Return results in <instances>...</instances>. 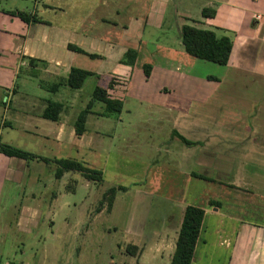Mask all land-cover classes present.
I'll return each instance as SVG.
<instances>
[{
    "label": "rangeland",
    "instance_id": "obj_1",
    "mask_svg": "<svg viewBox=\"0 0 264 264\" xmlns=\"http://www.w3.org/2000/svg\"><path fill=\"white\" fill-rule=\"evenodd\" d=\"M206 3V0H0V13L9 12L5 19L0 14V29H4L3 32H0V38L8 37L9 43L11 39L16 38L13 34H16L19 29L22 30L23 25L19 17L12 15L13 10L37 13L43 21L47 20L53 25L63 24L77 29L82 28V30L88 28L93 22L99 27L95 26V31L97 29L105 34V31L111 29L117 35L123 33V26L128 23L127 20H130L131 16L138 15L139 18L145 20L155 16L158 23L161 15L164 17L161 29H155L154 26L145 28L146 33L140 43L141 46H139V56L136 65L134 64L133 76L130 68L124 75H119L113 70L112 64L78 54L74 61L75 64L92 72H98L100 78L89 77L79 90H70L62 86L58 93H53L48 90L47 86L54 81H62L63 77L60 78L59 75L47 77V75H51V72H46L45 68L42 71L40 64L38 68L35 67L38 70H33L36 75L34 73L26 74L28 65L21 67V73L15 79L12 78L13 83L8 86L9 90L0 91V127L3 126L0 130V140L2 143H8L48 158L53 163L55 159L61 158L78 159L86 163L91 160L96 162L98 169L103 172L104 183L102 184L91 181L92 183L87 186L84 176L74 171H70L75 174L73 177L69 175L64 180L57 179L54 182L55 187L52 190H61L63 200H75L78 206L86 200L90 202L95 193L102 190L103 185L104 187H125V189L121 188L117 191L120 192L115 203L117 209L141 205V201L147 200V198L139 197L140 194H136L139 191L153 192L149 198L152 210L147 222V232L164 225L166 217H169L174 210L172 206L185 208L189 204H194L207 209L208 214L202 226L205 242L199 246L197 260L193 264H228L231 258H233V264H264V248L260 245L261 242L264 244V163H257L256 160H253V163L242 161L233 167L235 174L233 179L227 177L225 182L217 178V173L215 175V168L212 165L205 167L190 165L184 166L182 169L180 163L184 144L172 133L173 121L176 123L180 119L184 120L182 119L184 117L177 116L179 114L178 107L182 102L181 96L189 97L188 90H190L191 96L206 94L212 87L213 78L210 75H215V65H220L193 57L183 50L187 59L196 62L194 65L190 62V66H186L188 60H181L184 58L181 56V49L178 50V25L182 26L184 22H187L185 20L187 16H190L192 25H199L196 20L203 15L201 8ZM209 4L207 6H210ZM246 4L253 5L264 13V0H246ZM161 5H165L166 8L163 9L164 6L161 7ZM159 9H163V12L159 13ZM103 17H105V21H102ZM14 19L18 22H15ZM151 21L152 19H150ZM111 22L117 23L112 24ZM200 26L203 27V24ZM26 34L30 37L33 33L25 31L21 36ZM38 34H34L35 40H37ZM114 38V36H110L112 41H115ZM171 45L174 46L173 51L167 48ZM31 47H33L32 41ZM27 61L29 63V60ZM175 62L179 63L178 65L183 64V69L190 72L189 79L186 81L178 79L181 75L174 71ZM145 63L155 64L159 68L154 72L152 70L151 74L147 76L143 68ZM171 65L174 69L170 67ZM217 67H220L217 73L219 74L224 66ZM38 72H40V77L37 75ZM1 77L5 81V75L0 74ZM112 77L116 79L117 85L111 95L115 98L123 97L124 108L118 116L109 118L96 115L87 121L89 131L97 130L103 133L110 130L111 132L110 135L103 133V145L99 144V148L98 144H95L93 149L83 146L57 147L51 138L43 142L36 134L34 136L33 133H30L31 136L25 134L22 126L29 112L24 110L30 102H25L24 95L27 94L28 99L65 101L70 111L66 112L63 120L73 122L74 116L79 115L80 111L88 106L95 85L99 83L106 86ZM41 83L46 87L41 86ZM128 84H130V94L127 95ZM15 87L19 92L13 96L11 106L10 104L5 106L3 100L5 95L9 96L8 91L13 93ZM197 91L198 94L195 95ZM33 103L39 105V109H36L41 112L44 103L42 104L39 100ZM101 106H103L102 103L95 102L93 109L99 113L102 110ZM172 107H176L174 112L170 111ZM192 110H197V104L193 103ZM255 113L256 104L252 107V114ZM4 119L9 120L8 125L4 126V123H1ZM48 124L51 127L55 125L52 121L46 120L45 126ZM181 131L183 130L181 129ZM26 136L27 139H25ZM252 153L254 152L251 151ZM262 154L264 155V152ZM31 165L30 175L37 178L41 173L43 177L38 186L31 180L27 182L28 178H31L28 176L26 180L28 188L43 190V182L51 186L49 169L54 168L56 164L51 166L50 162L43 161L36 164L31 163ZM201 171L211 179H200L191 175L192 172L201 174ZM220 176L222 177V175ZM64 186H70L76 193L64 190ZM9 191L14 193L19 191L22 195L24 186L19 189L9 186ZM216 201L220 203L218 206L213 204ZM218 207L220 208L217 209ZM216 209L217 211H215ZM110 219L103 221L106 222L105 226L109 225V221L112 225L113 219ZM163 219L164 221H162ZM57 221H59L58 218ZM233 225H236L235 232L238 230L240 235L247 233L248 236L250 234L251 228L246 232H244L245 229L240 230L245 225L254 227L258 232L257 237L253 233L254 237L251 239L250 245L245 244L246 238L245 240L240 238L238 242H234L239 246L236 261H234L235 255L230 254L231 247L228 248L223 242L226 231L228 233L225 226L232 227ZM98 226L100 227L101 224L98 223ZM90 230L92 232L89 231L86 235L93 240L96 224ZM97 230L100 232V228L97 227ZM39 232L42 231L39 230ZM125 239L122 230L114 231L112 229L110 231L111 242H125ZM89 240H87L89 246L78 247V254L82 252L78 264H82V258L89 259V263L94 262L96 259L95 249L102 250ZM15 243L18 244L15 245ZM246 246L251 249H246ZM60 248L61 255L58 256L57 259H60L58 261L56 255ZM252 248H254L252 258H249L248 255ZM69 249L70 247L64 245L54 246L51 241H47L44 245L29 240L22 246L19 241L9 238L4 245H0V261L2 264H63L67 261ZM115 250H118L117 245H115ZM104 253V260L107 259L108 254H111V252L103 251L97 258L101 260ZM243 255L249 260L247 263L243 259ZM71 256L72 254L69 257V262L75 264L76 260H71Z\"/></svg>",
    "mask_w": 264,
    "mask_h": 264
},
{
    "label": "crops",
    "instance_id": "obj_2",
    "mask_svg": "<svg viewBox=\"0 0 264 264\" xmlns=\"http://www.w3.org/2000/svg\"><path fill=\"white\" fill-rule=\"evenodd\" d=\"M206 2L201 8V14L202 9L205 7L215 9L216 14L212 17L201 15V18L196 20L199 24H196V26L201 27L200 25L203 24L202 28L214 30L218 35L230 36L234 43L233 57L228 65H224L219 74L217 73L220 67L217 66L220 65H215V75H210V77L213 76L215 78L212 80V87L208 89L206 94L191 96L190 90L187 89L189 97L187 95L181 96L182 102L180 107H178L179 114L177 115L180 118L184 117L182 118L184 120L180 119L176 123L173 121L174 124L171 125V128L172 133L175 130L190 140L202 143L192 146L183 143L184 149L181 152L182 156L180 155L182 169H184V166L190 165L202 167L212 165L215 168V175L217 173V178L225 182L227 177L233 179V176H235L233 167L242 161H251L253 163V160H256L257 163H264V155L262 154L264 152V13L257 10L253 5L246 4V0H206ZM207 4L210 6H207ZM162 6H164L163 9L166 8L165 5ZM163 9H159V13H162ZM8 13L3 11L0 14L5 19ZM150 19H152L151 22ZM185 20L187 22L184 23L193 24L190 16H187ZM14 21L18 22L15 19ZM102 21H105V17L102 18ZM22 22V30L19 29L16 34H13L16 38L11 39L10 43L8 37L0 38V74L5 75V81L2 77L0 78V91L9 90L8 86L13 83L12 78L15 79L21 73L20 68L25 65L29 67L27 73L25 72L27 75L34 73L33 70H38L37 68L40 64L42 65L40 67L42 71L45 68L46 72H51V75H47V77L59 75L61 76L60 78L66 79L73 66L80 67L74 61L78 54H82L70 49L68 47L69 44H74L88 53L99 55L100 57L93 59H101L107 64H112L116 74L124 75L130 68L133 76L136 64L131 66L118 62H120L128 48H135L139 52L140 43L146 33L145 28L154 26L153 28L155 29H161L164 17L161 15L158 23V19L155 16L148 17L147 20L139 18L138 15L131 16L130 20H127L128 23L123 26L124 30L121 35L115 34L111 29L105 31V34L97 29L95 31L97 24L93 22L92 25L84 30L63 24L56 26L47 20L43 21V19L41 22L36 23H26L23 20ZM111 23L116 24L117 22ZM160 24L161 26L159 27ZM180 26L178 25L179 38ZM3 31L4 29L1 28L0 32ZM25 31L33 33L32 36L29 37L28 34L21 36ZM36 33H39L36 37L37 40L34 39V34ZM110 36H114L115 41H112ZM179 38H177L178 50L181 49V56L184 58L181 60H188L186 66H190V62L194 65L196 62L191 61L192 59H187V55L183 51L184 47L181 38ZM31 41L33 42V47H31ZM167 48L173 51L174 46L171 45ZM30 58L35 59L36 62L31 64ZM27 60H29V63ZM178 64L176 62L175 65L172 64L175 69L172 65L170 67L177 71L176 73L179 72L181 77L178 79L180 81H186L189 79L188 74L190 72L183 69V64H180L181 66ZM158 68L159 66L153 64V72ZM39 73L37 75L40 77ZM95 73L99 74L98 72ZM90 77L98 79L97 76ZM57 82L59 81L50 83L47 86L48 90L51 91V87ZM129 85L127 86V95L130 94ZM41 86L46 87L42 83ZM62 86L70 90H79L63 84L58 90L52 92L58 93ZM10 92L8 91L9 96L8 94L5 95L3 99L5 106L8 104L11 106L13 96L19 90L15 87L13 93ZM196 94H198V91ZM24 98L25 102H30L24 110L29 112L22 126L25 134L29 136H31L30 133H33V136L36 134L39 140L43 142L51 138L57 147L83 146L93 149V146L98 144L97 147L99 148V144L103 145V133L110 135L111 132L110 130L103 133L97 130L95 132L89 131L87 121L96 115L111 118L122 113L104 116V105L101 106L102 110L99 113L92 107L87 114L86 132L82 135H77L75 123L73 122H75L78 114L74 116L73 122L63 120L69 110V106L65 101L28 99L27 94L24 95ZM116 98H120L124 102L123 97L118 96ZM36 100H39L42 104L44 103L41 112L36 109L39 105L33 103ZM48 101L64 104V111L58 121H53L43 116V111ZM193 103L197 104V110H192ZM255 104L256 113L252 114V107ZM174 109L176 107H172L170 111L174 112ZM46 120L52 121L55 125H52V127L49 124L45 126ZM1 123H4V126L8 125L9 120L4 119ZM2 127H0V130ZM27 138L26 136L25 139ZM251 151L254 153L251 154ZM39 162L43 161L37 158L27 160L14 156L9 157L0 153V245H4L9 238L19 241L22 246L29 240L44 245L47 241H51L54 246L58 245L60 247V245H64L65 247H70L67 253L69 254L67 261L63 264H67V262L71 264L69 262L71 254L70 259L76 260V263L75 261L73 263L78 264L80 254H82V252L78 254V247L89 246L87 240L90 239L89 242L93 245L95 243L102 250L95 249L96 259L94 262L89 263V259L85 260L82 258V264H170L187 206L185 208L172 206L174 210H172V214L169 217H166L164 225L147 232V222L152 210L149 198L153 192L139 191L136 194H140L139 197H144L143 199L147 198L148 201H141V205L117 209L115 203L120 192H116L112 206L109 207L108 201L103 196L111 186L104 187L103 185L102 190L97 191L90 202L86 200L82 205L78 206L75 200H63L61 190H52L55 187V180H64L69 175L70 177L75 175L70 171H66L61 178H57L55 175L56 166L54 168L51 167L49 169V181L52 187L43 182V190L28 188L26 183L30 180L33 183H37L38 186L39 182H41L43 177L41 173L38 174L37 178L29 173L32 166L31 163L36 164ZM54 164L50 161L51 166H54ZM87 164L98 169V165L92 160L87 162ZM227 167L229 168L227 169ZM201 172V174H196L210 178L206 176V173ZM194 173L192 172L191 175H194ZM28 176H31V178H28ZM195 177L198 178L197 176ZM27 178L28 181L26 182ZM84 178L87 186L93 181L85 176ZM9 186H14L15 189L24 186V191L20 195L19 191L18 193L9 191ZM63 188L66 191L73 192V188H70V186H64ZM75 193L74 190L73 194ZM97 203L98 205H95ZM207 214L208 211L205 209V218ZM57 218L59 221H57ZM110 218L113 219L112 225L109 221V225L105 226L106 222L103 221ZM98 223L101 224L100 227ZM95 224L96 231H93L94 239L91 240L86 234L89 231L90 233L92 232L90 229ZM97 227L100 228L101 233L97 230ZM235 227L236 225L232 227L225 226L228 233L226 231L223 241L228 248L231 247L230 254L235 255L234 261H236L237 248H239L238 244L234 242H238L240 238L242 240L246 238L245 244L250 245L254 234L255 237L258 236L255 228L249 225H245L240 229L242 231L245 229L244 232H246L251 228L248 236L244 232H241L244 234L240 235L238 230L235 232ZM112 229L114 231L122 230L126 237L125 242H111L110 231ZM39 230L42 232H39ZM218 231L220 230L218 229ZM204 242L201 233L193 263L197 260L196 256L199 246ZM115 245H117L118 250H115ZM132 245L137 246V249H134ZM260 245L264 248L262 242ZM246 249L251 248L246 246ZM59 250L61 252V248L57 251L56 259L61 255ZM253 250L254 248L248 255L249 258H252ZM103 251L111 252L106 260H104L105 253L102 255L101 260L97 258ZM232 259L229 262L230 264H233ZM243 259L246 263L249 261L244 255ZM57 260L59 261L60 259ZM0 264H2L1 261Z\"/></svg>",
    "mask_w": 264,
    "mask_h": 264
},
{
    "label": "trees",
    "instance_id": "obj_3",
    "mask_svg": "<svg viewBox=\"0 0 264 264\" xmlns=\"http://www.w3.org/2000/svg\"><path fill=\"white\" fill-rule=\"evenodd\" d=\"M202 14L204 17H212L216 14V10L211 7H205L202 9ZM12 15L18 16L21 20L26 23H36L41 22L42 18L38 16L37 13L25 12L21 10H13ZM180 38L184 47V50L191 56L208 60L211 62L218 63L220 65H228L233 57L234 43L230 36L228 35H218L214 30L198 27L192 24H183L180 27ZM68 47L76 52L90 56L91 58L100 57L97 54H91L84 49L74 45L69 44ZM139 52L135 48H128L120 62L123 64L133 66L138 59ZM31 64L36 62L35 59L30 58ZM145 74L148 76L152 72L153 65L151 63H145L143 65ZM90 76H97L100 78L99 74L92 72L90 70L73 66L70 73L66 79L54 83L51 87V91H56L58 88L67 84L73 89H80L85 83L86 79ZM215 78V77H211ZM114 77L111 78L108 85L103 86L101 84H96L93 90L92 99L88 102V106L81 110L78 117L75 120V129L77 135H82L86 132V119L87 114L90 112L91 108L94 106L95 102H100L104 105V116H109L111 114H119L123 110L124 102L120 98H115L111 95L110 91L115 89L117 82ZM64 111V104L56 101H48L47 106L43 111V116L47 119L58 121L60 119L61 113ZM173 134L177 136L184 144L192 146L197 144H202L198 141L190 140L177 131H173ZM0 153L9 157H19L27 160L39 159L44 162H50L48 158L36 155L30 151L24 150L22 148L12 146L8 143H2L0 140ZM56 164L55 175L57 178H61L66 171H74L82 174L89 180L97 181L99 184L104 182L102 171L90 167L85 161L72 159V158H61L55 159ZM201 179L209 178L194 174ZM125 187L111 186L107 189V193L104 194L105 200L108 201V206H112V202L115 198L118 189ZM218 203V204H217ZM213 202L215 205H219V202ZM205 219V209L201 206L189 204L187 205L183 219L180 226V231L176 241V249L172 256L170 264H193V259L196 253L197 245L199 243L202 226ZM134 249L137 246L132 245Z\"/></svg>",
    "mask_w": 264,
    "mask_h": 264
}]
</instances>
